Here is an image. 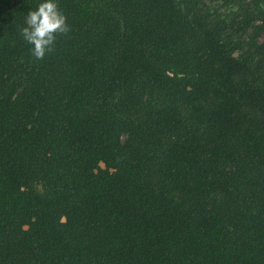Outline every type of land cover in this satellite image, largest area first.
<instances>
[{
	"label": "trees",
	"instance_id": "1",
	"mask_svg": "<svg viewBox=\"0 0 264 264\" xmlns=\"http://www.w3.org/2000/svg\"><path fill=\"white\" fill-rule=\"evenodd\" d=\"M0 0V264H264V0ZM237 3L238 5H236Z\"/></svg>",
	"mask_w": 264,
	"mask_h": 264
},
{
	"label": "clouds",
	"instance_id": "2",
	"mask_svg": "<svg viewBox=\"0 0 264 264\" xmlns=\"http://www.w3.org/2000/svg\"><path fill=\"white\" fill-rule=\"evenodd\" d=\"M24 23L20 34L37 60L53 50L57 34L70 30L58 0H39L37 7L28 11Z\"/></svg>",
	"mask_w": 264,
	"mask_h": 264
},
{
	"label": "rangeland",
	"instance_id": "3",
	"mask_svg": "<svg viewBox=\"0 0 264 264\" xmlns=\"http://www.w3.org/2000/svg\"><path fill=\"white\" fill-rule=\"evenodd\" d=\"M212 1L214 3V6L217 9H219V11L226 10V6L223 0H212ZM236 1L241 2L243 6H249L251 5L250 2H252L253 0H236ZM235 4L238 5L237 3Z\"/></svg>",
	"mask_w": 264,
	"mask_h": 264
}]
</instances>
